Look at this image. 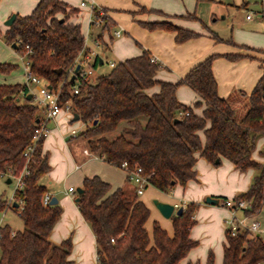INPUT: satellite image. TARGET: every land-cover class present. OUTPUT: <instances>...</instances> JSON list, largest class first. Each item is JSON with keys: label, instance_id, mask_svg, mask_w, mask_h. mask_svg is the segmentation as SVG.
<instances>
[{"label": "trees", "instance_id": "obj_1", "mask_svg": "<svg viewBox=\"0 0 264 264\" xmlns=\"http://www.w3.org/2000/svg\"><path fill=\"white\" fill-rule=\"evenodd\" d=\"M76 10L62 0H37L29 13H15L0 33L10 44L21 40L14 47L18 53H24L27 44L25 55L31 70L50 87L59 85V99L70 100L72 112L86 123L79 134L85 138L87 149L110 163L119 165L125 160L129 168L141 166L148 184L162 191L194 177L197 153L210 162L224 156L239 169L259 167L247 189L232 197L249 201L241 209L243 214L257 213L264 203V162L253 160L250 150L256 135L264 133V76L248 93L240 92L246 98V107L238 116L230 102L217 93L211 67L214 53L195 63L178 80L166 81L154 78L159 64L150 60L148 50L143 48L137 55L115 61L108 71L93 79L80 81L78 91L73 92L75 79L70 78L68 68L74 67L84 47L79 23L68 20ZM93 15L98 16L95 6ZM102 19L98 41L101 32L111 25L107 15ZM140 23L149 29L173 31L177 42L198 34L166 20ZM213 36L220 40L215 33ZM13 66L0 62V71ZM155 82L158 91L146 93L144 88ZM179 83L187 84L199 96L194 106L203 102L199 114L176 98ZM26 94L23 84L0 83V173L20 171L25 163L23 151L41 118V109ZM42 138L30 151L22 187L13 192L14 200H21L22 206L16 209L23 226L14 231L7 224L1 226L0 264H72L67 258L70 239L53 243L47 236L61 208L57 202L42 203L47 188L39 177L49 168L41 153ZM80 186L76 204L94 234L98 264H180L179 259L196 244L188 234L196 202H185L179 214L170 215L171 235L156 220L149 234L144 226L149 208L138 199L134 188L132 193L121 186L109 191V183L96 174L84 176ZM248 233L247 229H239L230 234L225 229L221 264H261L264 240ZM212 262V253L208 252L205 264Z\"/></svg>", "mask_w": 264, "mask_h": 264}, {"label": "crops", "instance_id": "obj_2", "mask_svg": "<svg viewBox=\"0 0 264 264\" xmlns=\"http://www.w3.org/2000/svg\"><path fill=\"white\" fill-rule=\"evenodd\" d=\"M62 1L77 8L68 20L79 23L84 37V47L77 57L83 58L85 53L90 56L86 62H81V66L87 64L95 67L96 63L101 64L106 52L111 57L107 59L109 65V61L115 62L137 55L144 48L159 64L154 78L176 81L195 63L214 53L211 67L217 83V93L231 105L233 100L243 99L244 107L236 112L238 116L243 114L246 107V98L240 92L248 93L264 73V0H253V6L251 0H83L85 4L88 1L95 7H104L111 20L109 28L101 33L100 41L95 32L89 36V30L91 31L95 23H92L90 11L80 8L85 5L80 4L82 0H78V3L73 0ZM36 2L37 0H30L25 8L20 10V14L29 13ZM251 10L255 13L247 18L246 13ZM0 14L2 18L6 15L3 12ZM153 20L170 21L198 34L177 42L173 31L161 27L149 29L140 23ZM6 26L2 23V31ZM115 29L120 30L119 35H113ZM234 29L242 31L241 35L237 37ZM214 33L220 40L213 36ZM86 37L89 39L85 40ZM13 49L16 50L14 47ZM226 54L238 57L229 58ZM0 62L14 64L12 68L0 71V83L24 84L21 57L17 51L11 58L0 59ZM34 89V85H31L30 90ZM158 89L159 84L155 82L145 87L144 91L151 94ZM28 93L31 92L27 91ZM175 96L183 104L190 105L195 113L201 112L204 104L201 101L199 105H193L199 96L187 84L179 83L175 88ZM47 127L48 131L41 141V153L46 156L49 168L39 177V182L46 186L49 198L55 195L61 208L57 220L48 232V239L59 243L68 237L71 246L67 258L71 263L94 264V234L79 212L74 200L76 192H68L67 187L75 188L81 185L84 176L94 174L109 183V191L121 186L126 192L132 193L133 183L127 180L126 171L121 166L105 161L98 154L84 152L83 149H87L85 147L79 150L76 136L85 128V122L78 117L73 118V112L61 110L47 121ZM199 135L203 140L201 131ZM263 145L264 133L255 137L250 150V157L259 163L264 162V154H261L260 150ZM193 167L194 177L187 179L185 184L174 183L168 191L147 184L143 192L137 195L149 208L144 226L151 234L152 222L156 220L169 235L172 234L170 216L164 217L159 213L151 201L153 197L171 202L175 207L194 201V221L188 234L196 244L179 259V263L198 261L199 264H205L207 254L211 252L212 264H221L225 241L223 219L229 214V209L219 202H205L204 196H235L247 189L252 177L259 172V167L248 166L239 169L224 156L219 155L216 162H210L198 153ZM9 206L14 207L11 204L5 207ZM2 225L0 222V226ZM259 229L254 234L260 236ZM14 230L16 229H11Z\"/></svg>", "mask_w": 264, "mask_h": 264}, {"label": "built area", "instance_id": "obj_3", "mask_svg": "<svg viewBox=\"0 0 264 264\" xmlns=\"http://www.w3.org/2000/svg\"><path fill=\"white\" fill-rule=\"evenodd\" d=\"M80 4L83 5L85 2L82 0L80 1ZM93 4L90 3V13L93 12ZM98 14L104 11L101 7L96 8ZM250 12L246 13V17L248 18L250 16ZM92 23L100 24L101 18L100 17H94L92 19ZM120 30L115 29L113 31V35H119ZM21 42L20 39H17L15 43ZM96 43V41H95ZM24 53H19L21 57V65L23 69V76H24V86L26 87V91L31 92L33 102L41 109L42 114L40 115V119L36 122L33 133L30 138L29 144L26 146V148L23 151V154L25 156V163L20 169L18 173L8 172V173H0V175H6L11 180V178L14 180V186L12 190V194L9 198H7V204H11V202L14 200L13 198V192L17 188L22 187L23 185V176L28 172L26 167V161L28 160V157L30 155V151L34 147L36 141L43 137L47 131V121L49 119L54 118L61 110L71 111V102L70 100H64L61 101L59 99V85L56 88H52L48 86L46 80L42 78L41 76L37 75L35 72H33L30 68V60L28 57H26L25 53L29 51V46L27 44H24ZM89 54L85 53L83 55V58L76 57L77 62H79L80 66L77 69V71L74 72L73 67L68 68V74L75 73V82L72 85L73 92L78 91V83L80 81H89L91 78H93V69L91 66L85 64L81 66V62H86L89 58ZM150 60L155 62V59L150 56ZM114 64L113 61H109V65L112 66ZM264 76V73H263ZM61 83V82H60ZM59 83V84H60ZM34 85L35 89L34 91L30 90V86ZM84 152L90 154L91 152L87 149H83ZM119 166H121L123 169H125L127 178L130 182L133 183L134 192L139 195L143 192L145 186L148 184L147 176L142 172L141 166L135 165L132 168H129L127 166V163L125 160H122L119 163ZM68 192H75V188L73 186L67 187ZM49 200V194L45 192L42 197V203L46 204ZM218 202L227 207L229 209V214L224 217L223 222L225 224V229H228L230 234H235L237 230L239 229H247L249 232H255L258 230V220L253 218L250 214H243L241 217H238L235 213L237 209H242L243 207H247L249 205V201L243 198H239L234 200L232 197H226V198H219ZM17 205H19V208L21 205V200H17ZM250 216V220L247 221V218ZM0 237H1V226H0ZM94 264H98V254H95Z\"/></svg>", "mask_w": 264, "mask_h": 264}, {"label": "rangeland", "instance_id": "obj_4", "mask_svg": "<svg viewBox=\"0 0 264 264\" xmlns=\"http://www.w3.org/2000/svg\"><path fill=\"white\" fill-rule=\"evenodd\" d=\"M29 1L30 0H0V13L3 12L6 14L4 18H2L1 14H0V32H2L3 21L13 12L20 14V10H23L25 8V6L29 3ZM73 2L78 3V0H73ZM251 2H252L251 6L255 5V4H253L254 3L253 0H251ZM72 5L76 6L75 3H72ZM80 8L82 10H89L90 11V4L87 1L86 4ZM96 8H100V7H96ZM248 12H250L251 15H253L255 13L253 10L248 11ZM91 15H92V17L94 16L93 12ZM105 15H106L105 10L98 14L97 17L101 18V23L99 25L94 24L92 26L93 28L91 27V31L89 30V36H91L90 34H92L93 32H95L96 34H98L100 32V25L102 24V20H103L102 16H105ZM235 16L237 17V15H235ZM240 26H242V25H240ZM237 28L241 29V27H237ZM235 31L237 33L236 34L237 37L240 36L242 33V31H237V30H235ZM88 39H89V37H88ZM88 39L86 37L85 40H88ZM15 51H14L13 47L11 46V44L7 43L3 39V37L0 33V59L11 58L12 55H14ZM104 55H105L104 61L101 64L96 63L95 67H92L93 77L100 74V73H103V72H106L109 70L110 66L107 63V59L111 58V57L107 52L104 53ZM91 79H93V78H91ZM156 83H158V82H156ZM240 94H239V96H240ZM243 104H244L243 99H241V98H238L237 100H233L232 105H233V107L235 106L234 109H235L236 115L241 109H243V107H244ZM68 112L71 113V111H68ZM85 126H86V123H85ZM259 134H262V133H259ZM259 134H257L256 136H258ZM76 144L78 145L79 150H81L84 147L87 148L85 145V138L79 133H77V136H76ZM260 150H262L261 154H264V145L260 148ZM257 170H258V168H257ZM5 179H6V175H0V197L2 199H4V207H0V222L3 225L4 224L9 225L11 229L12 228L20 229V228H22L23 223H22V220L18 214L16 207H10V206L5 207V206L10 205V204H7L6 201H7V198H9L10 195L12 194V190H13V186H14V180L11 178V180L9 182H6ZM235 213L238 217H241L243 215V213L240 209H237L235 211ZM248 215H249V213H248ZM250 215L253 218L258 220V222H259L258 226L260 228L259 229L260 230V236L264 240V203L261 205L258 213H250ZM250 219L251 218H248L247 221H249ZM254 233L255 232H249L248 235L251 236ZM261 264H264V260L261 262Z\"/></svg>", "mask_w": 264, "mask_h": 264}, {"label": "water", "instance_id": "obj_5", "mask_svg": "<svg viewBox=\"0 0 264 264\" xmlns=\"http://www.w3.org/2000/svg\"><path fill=\"white\" fill-rule=\"evenodd\" d=\"M14 17H15V13L13 12L3 21V23L5 25H9L13 21ZM11 46L12 47H16V43L13 41L11 43ZM79 66H80L79 62H76L74 67H73L74 72L77 71ZM57 70L59 71V69H57ZM74 77H75V73H72L70 78L73 79ZM26 97L27 98H31L32 97L31 93L26 94ZM77 117H78V114L77 113H73V118H77ZM217 160L218 159H216L215 161H217ZM5 180H6V182H9L10 178L6 177ZM171 183H173V180H171ZM81 190H82V187L80 185L75 187V192H76V195L74 197L75 201L78 198L77 193L81 192ZM218 199H219V197L213 196V195H209V194L204 196L205 202L212 203V204L218 203ZM56 200L57 199H56L55 195H51V197L48 200V203H55ZM151 201H152L153 205L157 208L159 213L162 216H164V217H169L172 213L179 214L181 212V210H182V207H183L182 205H178L177 207H175L173 203L158 199L156 197H153L151 199ZM11 205L16 207L17 206V202L15 200H13L11 202Z\"/></svg>", "mask_w": 264, "mask_h": 264}]
</instances>
